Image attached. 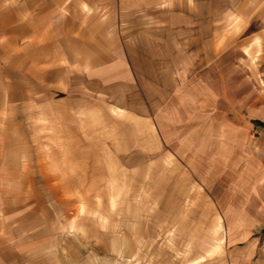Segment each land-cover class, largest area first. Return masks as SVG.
<instances>
[{
    "label": "crops",
    "instance_id": "0c3cea01",
    "mask_svg": "<svg viewBox=\"0 0 264 264\" xmlns=\"http://www.w3.org/2000/svg\"><path fill=\"white\" fill-rule=\"evenodd\" d=\"M203 67L230 74L213 90ZM115 92L147 108L225 98L226 144L263 164L264 178V0H0V264H58V204L45 197L57 190L32 161L41 134L26 132L47 130L39 116L49 105ZM238 114L253 119L229 117Z\"/></svg>",
    "mask_w": 264,
    "mask_h": 264
},
{
    "label": "rangeland",
    "instance_id": "374dc122",
    "mask_svg": "<svg viewBox=\"0 0 264 264\" xmlns=\"http://www.w3.org/2000/svg\"><path fill=\"white\" fill-rule=\"evenodd\" d=\"M218 72L203 67V87L215 90L230 69ZM118 95L49 105L39 116L47 130L26 132L41 134L32 161L57 190L45 197L58 204V264H264L263 164L243 163L241 147L226 144V99L147 108ZM230 102L241 110V99Z\"/></svg>",
    "mask_w": 264,
    "mask_h": 264
}]
</instances>
